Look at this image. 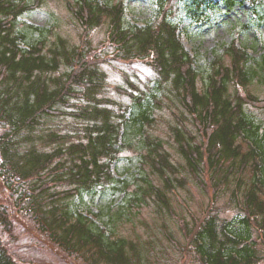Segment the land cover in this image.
I'll use <instances>...</instances> for the list:
<instances>
[{
    "label": "trees",
    "instance_id": "trees-1",
    "mask_svg": "<svg viewBox=\"0 0 264 264\" xmlns=\"http://www.w3.org/2000/svg\"><path fill=\"white\" fill-rule=\"evenodd\" d=\"M242 1L177 2H184L196 22L206 7L224 10ZM160 2L155 20L143 26L126 20L123 0L65 3L82 33L107 27L114 57L150 65L158 79L155 94L179 110H171L176 120L170 126L171 146L188 177L210 190L215 202L188 230L199 263L264 262V123L251 110H262L264 100L246 91L251 84L264 86V56L252 58L232 41L213 53L208 67L195 68L178 26L167 16L169 2ZM42 3L0 0V186L15 196L14 208L66 256L87 264H148L134 242L114 236L98 223L97 214L74 209L72 201L108 184L126 189L128 183L114 176L111 165L126 128L152 125L161 96L142 101L145 95L122 90L132 108L117 113L104 106L107 100L98 96L104 74L86 40L69 46L60 35L51 38L49 29L20 20ZM61 119H68L71 129L55 127ZM141 150L144 171L136 177L126 211L147 204L159 213L168 211V194L187 182L179 175L182 167L161 140H146ZM223 195L236 211L230 219L221 218L214 207ZM9 226L2 208L0 227L9 233ZM0 264H18L1 235Z\"/></svg>",
    "mask_w": 264,
    "mask_h": 264
},
{
    "label": "rangeland",
    "instance_id": "rangeland-1",
    "mask_svg": "<svg viewBox=\"0 0 264 264\" xmlns=\"http://www.w3.org/2000/svg\"><path fill=\"white\" fill-rule=\"evenodd\" d=\"M123 1L126 20L137 26L153 22L163 3L161 0ZM166 1L169 3H165L164 7L170 10L167 16L178 26L181 42L194 57L195 68L200 70L208 67L213 53L222 51L232 41L252 58L264 56V0H243L224 10L206 7L201 19L196 22L189 18L184 2ZM65 2L66 0H43L40 7L24 13L20 20L49 29L47 34L51 38L60 35L69 46L80 45L85 39L87 47L91 46L98 56L97 63L104 74L103 90L98 96L107 100L108 103L104 106L114 112L120 113L126 106L132 108L133 101L122 90L135 96L145 95L142 101L151 97V94L159 98L160 93L155 94L158 79L151 66L142 61L128 62L114 57L115 50L106 37L107 27H99L87 35L82 33ZM246 91L264 100V86L251 84ZM159 102V108H154L151 126L144 129L126 128L122 146L119 145V152L111 165L114 176L128 183L126 189H123V184L98 187L94 193L75 197L72 207L84 213L90 211L97 214L98 223L104 225L114 236L134 242L143 255H146L148 264H200L189 245L188 230L195 226V220H199L207 210L213 208L212 204L215 202L210 199V190L199 188V184L188 177L182 167L183 161L171 146L170 126L176 124L172 111L179 114V110L163 95ZM133 105L136 107L137 104ZM251 110L264 123V108ZM54 124L55 127H64L63 130L71 129L68 119L55 120ZM149 139L165 143L172 161L182 167L178 165L179 175L185 177L187 182L185 187H178L168 194V211L165 209L159 213L153 204L126 211L125 205L132 201L130 196L134 194L139 182L136 177L144 171L139 165V153L143 152L141 149ZM243 148L246 149V146L243 145ZM14 198L8 189L0 186V210H5L10 223L9 233L0 227V235L18 264H87L80 257L66 256L51 244L46 235L36 229L28 215L14 208ZM214 207L221 218L230 219L236 215L228 195L219 197ZM117 212L121 215L119 220ZM115 219L116 223L113 222ZM258 264L264 262L260 261Z\"/></svg>",
    "mask_w": 264,
    "mask_h": 264
}]
</instances>
